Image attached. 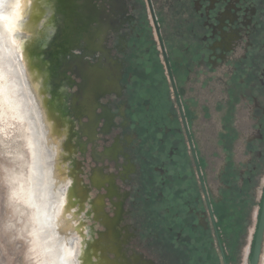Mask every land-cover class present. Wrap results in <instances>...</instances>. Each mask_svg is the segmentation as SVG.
Instances as JSON below:
<instances>
[{
    "label": "flooded vegetation",
    "instance_id": "obj_1",
    "mask_svg": "<svg viewBox=\"0 0 264 264\" xmlns=\"http://www.w3.org/2000/svg\"><path fill=\"white\" fill-rule=\"evenodd\" d=\"M38 1L22 53L0 19L35 263L251 264L264 0Z\"/></svg>",
    "mask_w": 264,
    "mask_h": 264
},
{
    "label": "rangeland",
    "instance_id": "obj_2",
    "mask_svg": "<svg viewBox=\"0 0 264 264\" xmlns=\"http://www.w3.org/2000/svg\"><path fill=\"white\" fill-rule=\"evenodd\" d=\"M6 1L9 9L2 15L7 18L5 21L13 37H18L22 53V37L32 18L31 11L40 2L21 0L16 8L15 0ZM12 93L0 68V264H36L31 256L28 209L10 197L16 180L24 181L29 162L24 127L4 124L9 122ZM20 185L23 184H18L16 189H20Z\"/></svg>",
    "mask_w": 264,
    "mask_h": 264
},
{
    "label": "water",
    "instance_id": "obj_3",
    "mask_svg": "<svg viewBox=\"0 0 264 264\" xmlns=\"http://www.w3.org/2000/svg\"><path fill=\"white\" fill-rule=\"evenodd\" d=\"M263 232H264V199L262 203V210H261L258 230H257L256 237H255L254 250H253V255L251 259V264H257L258 262Z\"/></svg>",
    "mask_w": 264,
    "mask_h": 264
},
{
    "label": "bare ground",
    "instance_id": "obj_4",
    "mask_svg": "<svg viewBox=\"0 0 264 264\" xmlns=\"http://www.w3.org/2000/svg\"><path fill=\"white\" fill-rule=\"evenodd\" d=\"M23 180V179H22ZM16 181H18L16 184V187L14 188V186L12 187V189H11V195H10V197L15 201V202H17L16 200H15V196H16V191H15V189L17 188V186H18V184L21 182V181H19V179L18 180H16ZM10 194V193H9Z\"/></svg>",
    "mask_w": 264,
    "mask_h": 264
},
{
    "label": "snow or ice",
    "instance_id": "obj_5",
    "mask_svg": "<svg viewBox=\"0 0 264 264\" xmlns=\"http://www.w3.org/2000/svg\"><path fill=\"white\" fill-rule=\"evenodd\" d=\"M0 19H4V20H7V18H6V17H0Z\"/></svg>",
    "mask_w": 264,
    "mask_h": 264
}]
</instances>
